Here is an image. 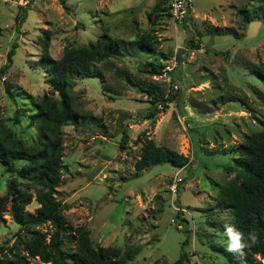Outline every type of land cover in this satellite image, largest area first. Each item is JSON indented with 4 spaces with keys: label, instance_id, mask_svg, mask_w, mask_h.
Masks as SVG:
<instances>
[{
    "label": "rangeland",
    "instance_id": "rangeland-1",
    "mask_svg": "<svg viewBox=\"0 0 264 264\" xmlns=\"http://www.w3.org/2000/svg\"><path fill=\"white\" fill-rule=\"evenodd\" d=\"M157 1L167 4L0 0V66L11 42L17 43L10 64L0 69V120L25 143L34 140L37 120H30L34 109L29 95L50 89L39 60L44 31L53 58L64 46L86 44L103 32L122 40L121 54L98 62L100 76L72 79L73 105L83 117L61 126L62 167L54 195L64 228L84 226L94 246L133 249L126 264H182L178 257L185 237L187 264H241L240 252L226 250L230 215L217 202V193L234 174L235 146L264 125V78L257 72L264 63V8L258 7L260 0H192L187 15L173 21L165 11L157 9V16L151 11ZM254 7L258 13L244 21L240 9ZM15 14L23 15L20 24ZM190 36L198 46H186ZM138 40L154 46L141 48ZM147 61L161 65L162 72L141 70ZM146 85L157 93L176 94L159 108L140 88ZM150 109L154 114L147 116ZM145 138L186 154L189 163L160 161L135 169ZM13 163L19 167L24 159ZM173 173L181 179L171 193ZM11 176L24 180L0 163V194ZM37 204L32 198L24 207L35 211ZM8 207L7 198L0 220L4 252L18 231ZM177 209L180 218L175 217ZM37 227L49 228L46 222ZM19 233L27 236L24 230ZM74 244L62 239L65 248ZM34 262L41 264L29 258V264ZM254 262L264 264V255L254 254Z\"/></svg>",
    "mask_w": 264,
    "mask_h": 264
},
{
    "label": "trees",
    "instance_id": "trees-1",
    "mask_svg": "<svg viewBox=\"0 0 264 264\" xmlns=\"http://www.w3.org/2000/svg\"><path fill=\"white\" fill-rule=\"evenodd\" d=\"M258 7L264 8V0H260ZM25 7H22L24 11ZM169 15L167 5L157 1L151 7L154 14L161 12ZM242 19L250 21L258 13L257 8H241ZM18 24L23 15L15 14ZM39 37L41 51L39 60L44 65V80L50 89L33 98L29 95L33 106L30 120H37V131L34 140L27 144L21 138L14 136L0 120V163L5 170L13 172L23 178L19 180L11 176L6 184V190L0 194V220L3 218L5 201L8 198V213L18 224L17 239L13 246L2 251L0 246V264H29V258H37L41 264H126L133 255V249L117 246L92 245L88 230L82 225L65 229L61 218V204L55 197V187L61 176L62 155V128L64 123L76 124L83 115L73 105L71 83L73 76H100L101 69L98 62L108 57H116L124 47L122 40L103 32L93 40L83 45L64 46L61 55L53 58L47 50V35ZM147 42V43H145ZM138 46L151 47L154 44L148 41H137ZM17 45L13 40L5 52L6 62L0 66L4 69L10 64L14 48ZM187 47L198 46L190 36ZM179 59V54L175 55ZM141 70L150 73H161L162 66L147 61V66H139ZM257 72L264 78V63L257 68ZM145 90L150 96V102H161L166 107L168 101L175 96L174 91L165 94L157 93L152 86L146 85ZM5 90L11 96L8 85ZM56 92V96L53 95ZM153 109L148 110L147 116L154 114ZM17 121V111L13 114ZM126 135L122 134L119 146L122 148ZM237 151L233 159L234 174L229 176L219 187L217 202L229 212V224L244 233L256 236V242L251 247L244 248L240 253L241 264H255L254 254L264 255V125L250 130L235 146ZM22 158L24 163L15 166L14 159ZM167 161L173 166H184L189 163L186 154L170 148L155 144L152 139L145 138L140 145L138 157L134 161V168L141 169L151 163ZM181 179V178H180ZM33 193V195H32ZM34 199L38 204L35 211L24 206ZM180 209L175 217L180 218ZM46 222L47 229L42 230L38 224ZM24 230L27 236L20 235ZM74 240L72 249L62 245V239ZM186 238L180 242L179 261L187 264ZM22 249V252L19 250ZM31 264H38L37 262Z\"/></svg>",
    "mask_w": 264,
    "mask_h": 264
},
{
    "label": "built area",
    "instance_id": "built-area-1",
    "mask_svg": "<svg viewBox=\"0 0 264 264\" xmlns=\"http://www.w3.org/2000/svg\"><path fill=\"white\" fill-rule=\"evenodd\" d=\"M166 5H167L169 17L173 21H181L187 15V12L191 8L192 0H167ZM156 105L159 108L162 107L161 102H157ZM178 180H180V177L174 174L169 184V190L171 193H174L176 191Z\"/></svg>",
    "mask_w": 264,
    "mask_h": 264
},
{
    "label": "clouds",
    "instance_id": "clouds-1",
    "mask_svg": "<svg viewBox=\"0 0 264 264\" xmlns=\"http://www.w3.org/2000/svg\"><path fill=\"white\" fill-rule=\"evenodd\" d=\"M224 235H226L229 241L226 247V250L229 252L239 253L244 248L251 247L256 242V236L254 234H249L245 238L244 233L231 224L225 226Z\"/></svg>",
    "mask_w": 264,
    "mask_h": 264
},
{
    "label": "water",
    "instance_id": "water-1",
    "mask_svg": "<svg viewBox=\"0 0 264 264\" xmlns=\"http://www.w3.org/2000/svg\"><path fill=\"white\" fill-rule=\"evenodd\" d=\"M125 80L128 81L129 83H131L130 80L127 77H125Z\"/></svg>",
    "mask_w": 264,
    "mask_h": 264
}]
</instances>
